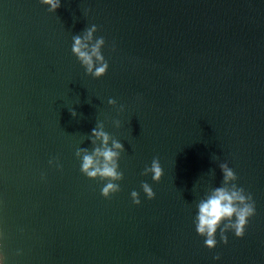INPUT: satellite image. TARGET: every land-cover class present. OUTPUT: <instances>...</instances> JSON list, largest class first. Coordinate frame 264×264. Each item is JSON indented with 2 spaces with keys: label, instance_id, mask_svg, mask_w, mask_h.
Returning <instances> with one entry per match:
<instances>
[{
  "label": "water",
  "instance_id": "water-1",
  "mask_svg": "<svg viewBox=\"0 0 264 264\" xmlns=\"http://www.w3.org/2000/svg\"><path fill=\"white\" fill-rule=\"evenodd\" d=\"M93 24L108 63L99 78L70 52ZM97 123L124 147L108 198L74 155L91 151ZM153 157L158 182L140 175ZM221 162L255 214L241 238L217 234L208 249L193 217ZM0 254L5 264H264V0H60L54 12L0 0Z\"/></svg>",
  "mask_w": 264,
  "mask_h": 264
},
{
  "label": "clouds",
  "instance_id": "clouds-1",
  "mask_svg": "<svg viewBox=\"0 0 264 264\" xmlns=\"http://www.w3.org/2000/svg\"><path fill=\"white\" fill-rule=\"evenodd\" d=\"M38 2L46 6L49 12H54L60 6V0H38ZM96 30V25L93 24L86 27L82 34L73 35L70 47L71 54L83 68L84 74L93 78L103 76L108 68V63L101 52L104 38L102 36L94 37ZM107 103L113 105L115 101L109 98ZM118 111H123V105L119 107ZM70 114L75 116V110H71ZM112 123L119 127V120H113ZM88 137L89 143L93 145L91 151L78 148L74 153L80 161L79 171L88 179L102 181L100 195L108 198L110 194L120 190L118 182L122 179L123 173L118 170V160L124 147L120 141L110 136L100 123H97L89 131ZM53 163V158L48 160L49 166ZM217 166L221 173L220 182L218 186L211 187L196 203L193 217L194 231L197 236L203 238V246L208 249L216 246L217 234L219 242L222 244L227 243L226 233L228 232H231L236 238H241L249 218L255 214L252 195L237 186V177L233 169L228 166L227 162H221ZM56 167L59 169L60 165L57 163ZM140 175H150L152 182H158L162 175L159 160L153 157ZM43 178V174H41V179ZM140 189L146 199H153L154 192L149 183L141 181ZM129 196L132 204L140 203L137 191L132 190ZM19 254V250H17V255ZM212 259L217 261L219 256L215 255ZM0 264H5L2 254H0Z\"/></svg>",
  "mask_w": 264,
  "mask_h": 264
}]
</instances>
